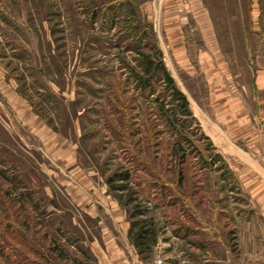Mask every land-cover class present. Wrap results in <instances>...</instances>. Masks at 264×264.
Instances as JSON below:
<instances>
[{
	"label": "rangeland",
	"instance_id": "obj_1",
	"mask_svg": "<svg viewBox=\"0 0 264 264\" xmlns=\"http://www.w3.org/2000/svg\"><path fill=\"white\" fill-rule=\"evenodd\" d=\"M159 1L0 0V264H104L81 177L153 229L140 264H264V0L176 42Z\"/></svg>",
	"mask_w": 264,
	"mask_h": 264
},
{
	"label": "crops",
	"instance_id": "obj_2",
	"mask_svg": "<svg viewBox=\"0 0 264 264\" xmlns=\"http://www.w3.org/2000/svg\"><path fill=\"white\" fill-rule=\"evenodd\" d=\"M199 3L200 0H162L161 18L169 27L166 32L168 41H184L183 34L173 32L172 26H181L185 22V11L201 10L202 6L198 7ZM27 108L26 113L32 116V120H28V123L36 129L40 126L43 129L42 121L35 115H30V110ZM64 148L62 152H65L67 156L69 148ZM66 185L79 207L94 219L92 226H94L95 235L92 234L90 244L97 258L104 264H140L136 248L128 236V216L117 200L105 193V187L101 185L96 187L84 177L76 181H66ZM101 206L104 208L101 209Z\"/></svg>",
	"mask_w": 264,
	"mask_h": 264
},
{
	"label": "trees",
	"instance_id": "obj_3",
	"mask_svg": "<svg viewBox=\"0 0 264 264\" xmlns=\"http://www.w3.org/2000/svg\"><path fill=\"white\" fill-rule=\"evenodd\" d=\"M161 71H162L163 76L165 77V81L168 83H171L172 78L169 75V73L165 69H161ZM173 92L176 93L178 98L181 100V104L184 106L186 104V99L183 93L176 87H173ZM124 172L126 173V171ZM114 174L115 173H113L112 175ZM111 176L107 177L106 181H109L111 179ZM128 236H130L136 248V251L140 253V252H143L144 250H147V248H149L150 244L154 240V231L151 227H148L147 225H145V223L141 222V223L136 224L135 220L130 219L129 227H128Z\"/></svg>",
	"mask_w": 264,
	"mask_h": 264
},
{
	"label": "built area",
	"instance_id": "obj_4",
	"mask_svg": "<svg viewBox=\"0 0 264 264\" xmlns=\"http://www.w3.org/2000/svg\"><path fill=\"white\" fill-rule=\"evenodd\" d=\"M148 264H162V257H161V255L156 254V255L153 257L152 261L149 262Z\"/></svg>",
	"mask_w": 264,
	"mask_h": 264
}]
</instances>
